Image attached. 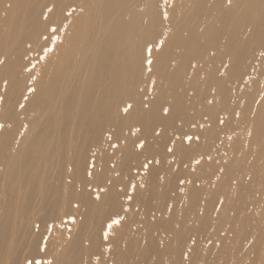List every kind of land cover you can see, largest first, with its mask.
<instances>
[{
  "label": "bare ground",
  "instance_id": "obj_1",
  "mask_svg": "<svg viewBox=\"0 0 264 264\" xmlns=\"http://www.w3.org/2000/svg\"><path fill=\"white\" fill-rule=\"evenodd\" d=\"M105 150L97 264H264V0H0V264L37 218L29 258L70 262L64 209Z\"/></svg>",
  "mask_w": 264,
  "mask_h": 264
},
{
  "label": "rangeland",
  "instance_id": "obj_2",
  "mask_svg": "<svg viewBox=\"0 0 264 264\" xmlns=\"http://www.w3.org/2000/svg\"><path fill=\"white\" fill-rule=\"evenodd\" d=\"M65 2V0H64ZM101 35V34H100ZM99 35V36H100ZM136 130H134L135 132ZM132 130V133H134ZM51 134V132H50ZM171 136V134H170ZM106 139V137H105ZM109 143L108 145L112 142H115L118 146L119 143L114 141V139L112 138V135L109 134ZM124 141H122V143L120 144V146L124 145ZM107 145V146H108ZM106 146V149H107ZM138 149V148H136ZM171 149L166 146V144L163 146L162 148V152H166V154L169 153ZM43 152V151H42ZM41 152V153H42ZM87 153V152H86ZM90 156L92 157L91 162L95 163V172H93V174L91 175V169L88 166V170H87V185L84 186L81 182L82 178H83V174L80 173L81 175V180L77 179L76 183L77 189H76V194L77 197L76 199L73 200H68V202L66 203L65 209H64V213H63V219L65 220V222L68 223H76V229L77 231L75 232V234H70L67 231H64L62 234V237L66 240L65 242V246H67L70 243H73L76 239H78V243L74 248V252L73 254H71V259L69 263H64V261H60L59 264H91L89 262V260L92 262V264H97V262L99 261V257L96 255V252H98V250L104 251V248L107 246V242L105 241V239L100 235V230L103 226L104 223V219L102 218V214L105 213L104 211L102 213H94L91 212V214L87 213V210H89L91 207H95L98 204V201L100 200V197L102 195V190L106 189L108 181V175H110L112 172H114V170L117 168V171L119 169V162L117 159V155L116 154H112V152H108V151H104L102 153V155L100 157L95 158L94 157V153L92 151L89 152ZM164 154V155H166ZM170 154V153H169ZM144 156H146L145 154H143ZM148 157V156H146ZM111 161L109 166H107V162ZM145 158H143L141 161H144ZM172 160H175V157L172 158ZM51 165L52 161L49 159ZM162 163V160H161ZM137 164V162H135V160L133 159L132 162H130V167L128 169L129 175L130 172L132 171V167L135 166ZM93 164H90V166H92ZM103 165H105V167H102ZM179 165H183V164H179ZM165 166V165H164ZM131 168V169H130ZM178 167L174 169V171L171 172V176L175 179L179 176V172L177 171ZM133 172H138L137 169L134 170ZM56 174V173H55ZM161 174H155L153 175L149 185L147 187L148 191L147 194H152V191L154 190V183L157 180V177H159ZM92 176V177H91ZM126 184V182H122L119 191H123L124 188L123 186ZM69 186H72L71 184H69ZM82 186V187H81ZM122 187V189H121ZM70 192V190H69ZM171 193V191L169 192ZM155 194V193H154ZM153 196L150 195L148 196V199L150 201V203L153 206ZM147 198V196H146ZM145 198V199H146ZM78 207L80 209V214L77 217V219L75 221H71L72 217H71V213L72 211ZM109 207L106 208V211H109ZM148 209V205L144 206L142 208V210L138 213V212H134L135 214H137L141 219V221L145 220V214L146 211ZM52 219L55 220L57 219V212L52 213ZM49 222L46 220H41L38 219L36 220V222L33 224V226L31 227V231H30V250L29 248H24L25 246V239L21 238V241L23 243V245H21L20 247H18L17 251H16V256H17V264H39L41 262L40 258H29V251H31V246H32V242L34 239H36L40 234V232L42 233V242L41 245L39 247V253L40 255L45 256L47 253H49L50 248L48 247V243L51 242V238L49 236V232H48V224ZM148 227L150 229V232L153 236V228H152V223L149 222L148 223ZM148 227L144 228V224H143V228L141 230V232L137 233V228H138V224H136V226L133 227V229L130 232V236L129 238L132 241H137L141 235V233H147L148 232ZM39 228V231H38ZM70 230V229H69ZM39 233V234H38ZM46 233V234H45ZM104 232H102L103 234ZM52 234V233H51ZM54 238V236H53ZM87 239V240H86ZM86 240V242H85ZM81 255V257H80ZM28 256V257H27ZM52 261V262H51ZM88 261V262H87ZM48 264H53V260H48L47 261ZM148 263V261L146 262Z\"/></svg>",
  "mask_w": 264,
  "mask_h": 264
},
{
  "label": "snow or ice",
  "instance_id": "obj_3",
  "mask_svg": "<svg viewBox=\"0 0 264 264\" xmlns=\"http://www.w3.org/2000/svg\"><path fill=\"white\" fill-rule=\"evenodd\" d=\"M53 31H55V29H53ZM146 51L148 52L149 55H151V49H146ZM148 63L151 64L152 61L148 60ZM114 223H119V221H114Z\"/></svg>",
  "mask_w": 264,
  "mask_h": 264
}]
</instances>
